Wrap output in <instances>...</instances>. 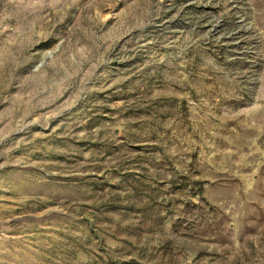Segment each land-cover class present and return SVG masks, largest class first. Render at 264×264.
I'll use <instances>...</instances> for the list:
<instances>
[{
  "label": "rangeland",
  "instance_id": "1",
  "mask_svg": "<svg viewBox=\"0 0 264 264\" xmlns=\"http://www.w3.org/2000/svg\"><path fill=\"white\" fill-rule=\"evenodd\" d=\"M0 264H264V0H0Z\"/></svg>",
  "mask_w": 264,
  "mask_h": 264
}]
</instances>
